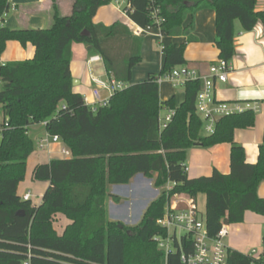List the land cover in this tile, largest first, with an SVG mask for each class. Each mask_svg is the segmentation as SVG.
Here are the masks:
<instances>
[{
	"label": "trees",
	"instance_id": "obj_1",
	"mask_svg": "<svg viewBox=\"0 0 264 264\" xmlns=\"http://www.w3.org/2000/svg\"><path fill=\"white\" fill-rule=\"evenodd\" d=\"M113 1L124 3L123 11L139 28L152 26L151 12L159 9L158 26L164 37H186L181 44L161 48L163 65L143 82L129 84L132 69L142 63L143 40L127 25L94 23L101 7ZM51 26L40 29H9L4 25L7 0H0V56L8 42L34 47L33 59L0 65V264H182L180 252L167 256L153 242L165 232L156 226L167 199L184 194L205 199V229L213 238L221 223L243 222L244 212L264 214V200L257 189L264 182V128L255 164L245 162L244 149L234 141V131L254 127L255 114L243 111L225 116L210 136L201 134L203 122L196 113L198 80L184 84L183 102L174 97L159 100L161 75L185 66L184 50L195 41L193 17L210 8L215 13L214 46L218 59L230 62L234 51V24L252 31L264 11L255 10L256 0H74L69 16H61L52 0ZM190 23L185 26L186 18ZM81 43L87 55L101 58L104 70L126 89L111 95L108 105L93 109L81 94L73 92L70 72L71 46ZM1 59V58H0ZM173 111L171 121L160 129L162 111ZM44 125L57 136L70 158L51 160L32 169V177L48 183L39 205L22 201L18 185L26 175L32 152L28 130ZM230 145V172L214 169L210 176L189 179L185 160L189 149ZM142 175L155 189L167 183L135 226L107 218V200L113 185H128ZM23 214L19 216L18 214ZM66 224L60 233L53 217ZM228 264H264L262 256L229 250Z\"/></svg>",
	"mask_w": 264,
	"mask_h": 264
},
{
	"label": "crops",
	"instance_id": "obj_2",
	"mask_svg": "<svg viewBox=\"0 0 264 264\" xmlns=\"http://www.w3.org/2000/svg\"><path fill=\"white\" fill-rule=\"evenodd\" d=\"M7 2L9 4V10L4 17V25L7 28L43 30V28L51 26L53 15L52 0H7ZM73 2L74 0H55V7H57L58 13L61 16H69L72 12ZM107 6H111L114 13H107L104 9L105 6L101 7L92 19L94 23H102L105 26H109L115 22H119L123 25H127L133 35L138 32L139 28L123 13V8L125 6L123 2L113 1ZM255 10L257 12L264 11V0H256ZM193 20L194 29L191 35L194 37L195 41L187 44L184 50L185 66L197 69L201 74H207L208 67L219 60V53L214 46L215 13L212 9L206 8L196 12ZM189 23L190 17L188 16L185 26ZM234 32L236 35L234 40L235 54L230 60L231 71L228 73L225 83H215L214 93L216 100L220 102H227L231 105L236 104L241 107L250 104L258 108L257 112L254 113V127L234 131V141L244 149L245 162L248 164H255L258 157V146L262 141L264 128L263 27L261 22H258L252 31L242 32L240 24L235 22ZM138 37L143 40L141 48L142 60L145 56L156 54L152 51L153 46L156 45L157 49H159L157 51L159 65L157 70H146L142 76V78H144L136 79V81L133 79L134 67L132 69V79L129 84L143 82L150 73L158 74L164 60L161 48L168 44H181L187 40V38L183 36L174 38L164 37L160 34L159 28L157 29L155 27L145 28L140 32ZM33 55L34 47L32 44L28 43L24 48L19 42L11 41L6 44L0 56V65L28 61L33 59ZM70 56L73 92L81 94L90 106L94 105L92 96L94 89L99 90L102 99H108V92L98 88L91 82V79L94 78L106 82L109 77L104 70L101 58L93 62L90 61V59L97 55L93 57L87 55L86 48L81 43L71 46ZM103 78H105V80ZM158 86L159 100L166 101L174 97V101L177 105L183 102V89H173L167 81L159 83ZM164 112L166 113L167 111L164 110ZM36 126L44 128V125H34L31 126L30 129ZM30 129L28 130V135ZM41 139L43 138H40L37 144ZM63 147L64 145L61 143H51L47 149L42 150L45 151L47 155L46 164L51 160L63 159L61 158L62 154H60V150ZM229 155L230 145L228 143L214 145L207 149L200 147L189 149L185 160L187 177L189 179L208 177L214 169L218 170L223 175H227L230 172ZM127 188L130 190V196L128 198L129 212L123 216L126 217L128 221L137 214L139 216H137L138 219L132 221L131 224L127 222L126 226L131 227L140 223L147 206L159 196L161 190H153L151 179L144 178L142 175L134 176L130 180ZM151 190L154 192L153 200L148 202L145 207L141 208V203L145 200L146 196L149 195ZM257 197L264 200V182H262L257 189ZM244 214L242 223L228 226L229 235L224 240L225 246L228 250H236L244 255L248 254L253 257L262 256L264 250V214H256L251 211H245ZM110 221L114 222L113 220ZM253 251L255 253L252 255L251 253Z\"/></svg>",
	"mask_w": 264,
	"mask_h": 264
},
{
	"label": "built area",
	"instance_id": "obj_3",
	"mask_svg": "<svg viewBox=\"0 0 264 264\" xmlns=\"http://www.w3.org/2000/svg\"><path fill=\"white\" fill-rule=\"evenodd\" d=\"M123 13L126 14V11H123ZM151 17L154 25L147 27H155L158 29V26L163 21L159 16L158 8H153ZM145 28H139L138 32L134 33V35L138 37L140 32ZM94 60H100V57L94 56L90 59L92 62ZM208 68L207 74H201L194 68H188L186 66L177 67L172 72L159 76L156 82L159 85V83L167 81L173 89H182L186 82L198 80L201 88L196 96V113L203 122V134L210 136L213 134L215 124L225 116L242 113L247 110L255 113L258 108L250 104L241 107L236 104L231 105L227 102L224 103L216 100L214 93L215 83H225L227 75L231 71L230 62L219 59ZM91 82L98 88L107 91L109 98L115 92L127 88L126 85L115 81L111 76L108 77L106 82H102L96 78L91 79ZM92 96L94 105H91V107L93 109L108 105L109 98L102 99L98 89H94ZM84 101L87 104L85 98ZM172 116L173 111H167L163 118L159 116L160 129L164 128L171 121ZM51 143H60V138L46 134L45 138L41 139L37 146L39 149L45 150ZM60 154L65 158L71 157L66 147L60 150ZM185 172H187L186 167ZM173 185L167 183L164 189L167 191L171 190ZM30 199L31 195L29 192L21 196L22 201H30ZM167 200L162 215L163 217L156 221V226L165 232L164 236L156 235L153 237V242L156 244L157 249L163 252L165 256L179 251V258L182 264H228L229 250L224 243V240L229 235L228 225L221 223L218 233L211 238L205 229L204 216L198 211L196 199L194 200L184 194H174ZM254 253L253 251L251 254L253 255Z\"/></svg>",
	"mask_w": 264,
	"mask_h": 264
},
{
	"label": "rangeland",
	"instance_id": "obj_4",
	"mask_svg": "<svg viewBox=\"0 0 264 264\" xmlns=\"http://www.w3.org/2000/svg\"><path fill=\"white\" fill-rule=\"evenodd\" d=\"M104 9L106 10L107 13H110V14L114 13L111 6H105ZM158 50L159 49H157L156 45H154L152 51L155 52L156 54H154V55L151 54V55L145 56L144 59L142 60V64H140L139 66H136L133 69L134 81H136V79L138 80V79L142 78V76L146 72V70H149V71L150 70L151 71L157 70L158 65H159V58L157 56ZM103 79L105 80V78H103ZM165 115H166V113L164 111H162L160 113L161 118H163ZM2 120H3L2 107H0V122ZM201 134H203L202 131H201ZM29 138L32 139V152L30 154L29 159L26 162L25 178L18 185L17 188H18V194L20 197L22 195H24L25 193L29 192L31 195L30 203L34 204V205H39L42 195L44 194V192L48 188L47 187L48 183L45 181H38V180L33 179L32 169H33V167H35L37 165L46 164L45 161L47 159V157H46L47 155H46L45 151H42L37 147V141L40 138H45V129L42 127H39V126L33 127L32 129H30ZM61 158H65V157L61 156ZM154 179H155V176L151 179L152 183H153ZM127 186L128 185L110 186L108 189V194L110 196H116V197L120 198V203L113 202V201H111V199L106 201L107 202V218H109V220H113V221L119 220L120 222L124 223L125 225L127 224V222H129L128 224H131L132 221H135L138 219L137 218L138 214L136 216H134V218H132V219L130 218L129 221L126 217L123 216L129 212L128 198L130 196V190L127 188ZM152 189L154 190L155 188L153 187ZM162 189H163V187H162ZM162 189H159V190H161L160 193L162 192ZM153 194H154V192H152V190H151L149 195H147L145 200L141 203V206H140L141 208L145 207V205L148 202H151L153 200V196H154ZM196 199H197L198 211L201 213L202 216H204L205 199L202 195H197ZM53 219H54V222H53L54 229L56 230L57 233H60L66 224V219H64L61 215H55L53 217Z\"/></svg>",
	"mask_w": 264,
	"mask_h": 264
},
{
	"label": "water",
	"instance_id": "obj_5",
	"mask_svg": "<svg viewBox=\"0 0 264 264\" xmlns=\"http://www.w3.org/2000/svg\"><path fill=\"white\" fill-rule=\"evenodd\" d=\"M72 85H73V82H72ZM19 216H22L23 214H18ZM264 246V245H263ZM262 257L264 258V250H263V253H262Z\"/></svg>",
	"mask_w": 264,
	"mask_h": 264
}]
</instances>
